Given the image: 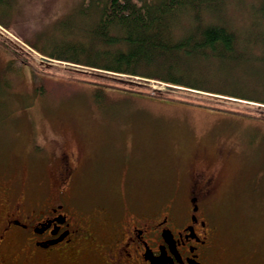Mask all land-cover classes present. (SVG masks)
Instances as JSON below:
<instances>
[{
	"label": "rangeland",
	"instance_id": "rangeland-1",
	"mask_svg": "<svg viewBox=\"0 0 264 264\" xmlns=\"http://www.w3.org/2000/svg\"><path fill=\"white\" fill-rule=\"evenodd\" d=\"M83 1L0 0V180L46 189L65 154L77 166L71 200L84 213L121 220L174 204L186 218L194 172L205 171L214 175L203 202L216 227L213 259L264 264V105L48 57L54 45L76 42L66 34L84 28L75 14ZM260 3L224 0L222 19L262 37ZM259 47L243 48L255 55ZM192 64L212 87L264 98L258 62L226 61V70Z\"/></svg>",
	"mask_w": 264,
	"mask_h": 264
},
{
	"label": "flooded vegetation",
	"instance_id": "flooded-vegetation-1",
	"mask_svg": "<svg viewBox=\"0 0 264 264\" xmlns=\"http://www.w3.org/2000/svg\"><path fill=\"white\" fill-rule=\"evenodd\" d=\"M60 160L46 189L21 190L0 180V264H217L216 227L203 212L213 174L194 172L186 218L171 204L162 214L116 220L74 205L77 166L68 155Z\"/></svg>",
	"mask_w": 264,
	"mask_h": 264
},
{
	"label": "trees",
	"instance_id": "trees-1",
	"mask_svg": "<svg viewBox=\"0 0 264 264\" xmlns=\"http://www.w3.org/2000/svg\"><path fill=\"white\" fill-rule=\"evenodd\" d=\"M223 1L84 0L79 13H75L83 19L84 28L66 34L76 42L56 44L45 55L95 71L155 79L264 105V98L212 87L204 75L192 72V63L196 62L218 70H226V61L264 65V34L241 35L232 28L222 19ZM260 1L264 16V0ZM246 45H252L254 50L259 45L260 54L250 55L243 48ZM184 102L237 117L258 115L250 107L222 109L210 103Z\"/></svg>",
	"mask_w": 264,
	"mask_h": 264
},
{
	"label": "water",
	"instance_id": "water-1",
	"mask_svg": "<svg viewBox=\"0 0 264 264\" xmlns=\"http://www.w3.org/2000/svg\"><path fill=\"white\" fill-rule=\"evenodd\" d=\"M192 204L194 206V212H196L198 210V207L195 199H192Z\"/></svg>",
	"mask_w": 264,
	"mask_h": 264
}]
</instances>
